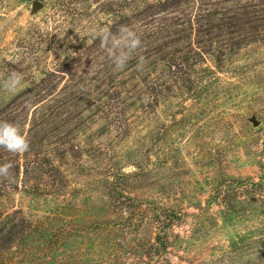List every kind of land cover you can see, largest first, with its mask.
<instances>
[{
    "label": "rangeland",
    "instance_id": "obj_1",
    "mask_svg": "<svg viewBox=\"0 0 264 264\" xmlns=\"http://www.w3.org/2000/svg\"><path fill=\"white\" fill-rule=\"evenodd\" d=\"M0 122V264H264V0H0Z\"/></svg>",
    "mask_w": 264,
    "mask_h": 264
},
{
    "label": "clouds",
    "instance_id": "obj_2",
    "mask_svg": "<svg viewBox=\"0 0 264 264\" xmlns=\"http://www.w3.org/2000/svg\"><path fill=\"white\" fill-rule=\"evenodd\" d=\"M91 35L101 39L103 44L109 46L110 55L117 68H123L131 53L141 44L140 38L133 31L123 26L118 34H112L110 31L105 32L103 28L97 27ZM22 84L23 74L13 71L4 82V87L9 92H15ZM4 132H8L13 139L11 141L6 139L3 135ZM0 147H4L13 153H19L28 151L29 143L14 125L8 122H0ZM0 177L11 179V173L7 166H0Z\"/></svg>",
    "mask_w": 264,
    "mask_h": 264
},
{
    "label": "trees",
    "instance_id": "obj_3",
    "mask_svg": "<svg viewBox=\"0 0 264 264\" xmlns=\"http://www.w3.org/2000/svg\"><path fill=\"white\" fill-rule=\"evenodd\" d=\"M20 231L17 229H10L7 232H0V251H6L11 244H13V240L18 238V234Z\"/></svg>",
    "mask_w": 264,
    "mask_h": 264
},
{
    "label": "water",
    "instance_id": "obj_4",
    "mask_svg": "<svg viewBox=\"0 0 264 264\" xmlns=\"http://www.w3.org/2000/svg\"><path fill=\"white\" fill-rule=\"evenodd\" d=\"M39 7H40V5L37 4L36 8H39ZM252 122L254 123L255 126H258V122L256 120H253Z\"/></svg>",
    "mask_w": 264,
    "mask_h": 264
}]
</instances>
